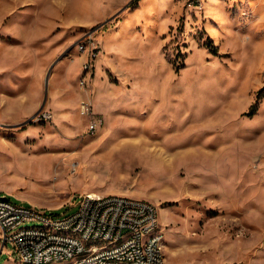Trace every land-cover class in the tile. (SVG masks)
<instances>
[{
	"label": "rangeland",
	"instance_id": "1",
	"mask_svg": "<svg viewBox=\"0 0 264 264\" xmlns=\"http://www.w3.org/2000/svg\"><path fill=\"white\" fill-rule=\"evenodd\" d=\"M86 193L154 203L163 264H264V0H0V195Z\"/></svg>",
	"mask_w": 264,
	"mask_h": 264
},
{
	"label": "built area",
	"instance_id": "2",
	"mask_svg": "<svg viewBox=\"0 0 264 264\" xmlns=\"http://www.w3.org/2000/svg\"><path fill=\"white\" fill-rule=\"evenodd\" d=\"M86 54L80 84L91 80L90 62L97 50L79 45ZM89 75L85 79L86 75ZM80 115L95 133L101 122L90 102H82ZM51 119V113H43ZM34 223L33 226H24ZM0 242L13 246L21 264H163L164 234L158 207L149 200L120 195H80L71 215L13 203L0 195Z\"/></svg>",
	"mask_w": 264,
	"mask_h": 264
},
{
	"label": "trees",
	"instance_id": "3",
	"mask_svg": "<svg viewBox=\"0 0 264 264\" xmlns=\"http://www.w3.org/2000/svg\"><path fill=\"white\" fill-rule=\"evenodd\" d=\"M206 45H207L209 48L212 49L213 47H211V46H214V45H213V41H212V39L209 38V40L207 41ZM212 50L215 51V49H212ZM256 108H257L256 104L252 105V109L256 110ZM253 113H254V111H253ZM253 113H252V114H253Z\"/></svg>",
	"mask_w": 264,
	"mask_h": 264
},
{
	"label": "bare ground",
	"instance_id": "4",
	"mask_svg": "<svg viewBox=\"0 0 264 264\" xmlns=\"http://www.w3.org/2000/svg\"><path fill=\"white\" fill-rule=\"evenodd\" d=\"M119 46V45H118ZM118 63V62H117ZM200 70V69H199ZM205 73V72H204ZM144 75V74H143ZM202 75V74H201ZM197 77V76H196ZM148 85V84H147ZM200 85V84H199ZM202 85V84H201ZM187 98V97H186ZM190 101V100H189ZM112 113V112H111Z\"/></svg>",
	"mask_w": 264,
	"mask_h": 264
},
{
	"label": "crops",
	"instance_id": "5",
	"mask_svg": "<svg viewBox=\"0 0 264 264\" xmlns=\"http://www.w3.org/2000/svg\"><path fill=\"white\" fill-rule=\"evenodd\" d=\"M52 70V69H51ZM52 72V71H51ZM99 195H104V194H99Z\"/></svg>",
	"mask_w": 264,
	"mask_h": 264
}]
</instances>
